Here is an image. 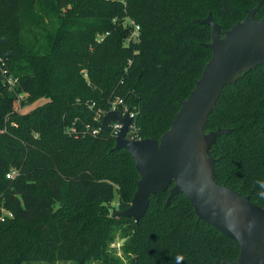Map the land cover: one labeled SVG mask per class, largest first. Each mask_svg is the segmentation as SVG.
Instances as JSON below:
<instances>
[{
	"label": "trees",
	"instance_id": "trees-1",
	"mask_svg": "<svg viewBox=\"0 0 264 264\" xmlns=\"http://www.w3.org/2000/svg\"><path fill=\"white\" fill-rule=\"evenodd\" d=\"M187 1L0 0V206L13 213L0 220V264L107 263L118 232L135 264L237 258V243L198 219L182 193L168 205L167 190L151 194L139 223L113 216L116 195L129 207L140 175L128 150L113 149L111 130L92 133L119 95L138 112L140 137L158 139L211 54L210 27L191 18L210 10L223 33L257 0ZM263 16L264 2L254 18ZM126 18L140 25L138 42L126 44ZM2 68L18 77L16 94L47 101L21 115ZM217 128L230 129L209 149L217 183L264 208V64L224 86L204 130Z\"/></svg>",
	"mask_w": 264,
	"mask_h": 264
},
{
	"label": "water",
	"instance_id": "water-1",
	"mask_svg": "<svg viewBox=\"0 0 264 264\" xmlns=\"http://www.w3.org/2000/svg\"><path fill=\"white\" fill-rule=\"evenodd\" d=\"M262 2L258 0L245 11L242 20L223 33L211 13L195 19L210 27V39L203 44L211 54L194 87L180 101L169 128L158 139H128L132 122L129 114L110 110L100 124L101 131L109 130L112 121L122 124L113 149L128 150L140 175L130 206L115 209L113 216L133 217L139 223L149 208L151 194L167 190L168 205L174 195L182 193L198 219L239 247L236 259H216L212 264H264V208L215 179L209 149L217 137L230 129L204 132L208 115L224 86L234 84L247 69L264 64V16L254 18Z\"/></svg>",
	"mask_w": 264,
	"mask_h": 264
},
{
	"label": "rangeland",
	"instance_id": "rangeland-1",
	"mask_svg": "<svg viewBox=\"0 0 264 264\" xmlns=\"http://www.w3.org/2000/svg\"><path fill=\"white\" fill-rule=\"evenodd\" d=\"M257 2H258V0L256 1V4H257ZM263 2H264V0H263ZM263 2H262V4H263ZM262 4H261V6H262ZM198 5H199L198 0H188L187 1V6L190 8L191 7L195 8ZM209 13H211L210 10L202 18H205ZM211 15H212V13H211ZM195 19H197V18H191V20L193 22H195ZM127 20H129V18H126L124 20V25L130 27ZM132 20H134V19H132ZM27 37H30V36L27 34ZM12 75L13 74H9L8 76L4 77L3 81L5 82V87L7 89L6 91L7 92H14L15 95H17L15 102H14V105H15L14 107L21 115H26V114L28 115L29 113H32L33 111L36 110L37 107L41 106L42 104H44L47 101L46 97L40 96L39 93H37V92H35V93L21 92V93L16 94L15 88H16L18 82L15 81V79L13 78L14 76H12ZM102 120H103V118L99 119L98 123L101 124ZM13 126H18L17 122H13ZM68 130H70V129H68ZM204 132L207 133L205 130H204ZM15 173L16 172H13L12 175H15ZM111 205H112V215H113V211L115 209H118V195H116V198L112 202ZM5 210H6V208L3 205H1L0 206V212H3ZM127 239L128 238L123 237L122 232H118L116 234L115 238L109 242L108 247H107V252L109 253V257H110L109 262L106 263V262H103V259H99V260L89 261L85 264H135V261H138V256L134 252H132V250H126L125 245H126V242L128 241ZM37 264H48V263L40 262ZM54 264H74V262L73 261H56Z\"/></svg>",
	"mask_w": 264,
	"mask_h": 264
},
{
	"label": "built area",
	"instance_id": "built-area-1",
	"mask_svg": "<svg viewBox=\"0 0 264 264\" xmlns=\"http://www.w3.org/2000/svg\"><path fill=\"white\" fill-rule=\"evenodd\" d=\"M127 22L129 23V26L131 27V33L128 36V38L126 39V44H129L131 42H138L140 40L141 37V27L138 23H136L134 20H132L131 18H129V20H127ZM85 76L87 77L88 74L87 72L84 70L83 71ZM2 73L6 76H8V70L2 68ZM13 76V75H12ZM15 79L16 82H18V77H13ZM90 107L93 108L95 107V103H91ZM117 111L119 113H121L122 115H126L129 114L130 117L132 118V122L129 126V131H128V135L127 138L131 139V140H136V139H141L139 133H138V127L136 126V118L138 115V112L136 110H134L133 106L129 105L124 98H122L119 95L113 96L110 99V108L108 110H101L99 109L94 120L97 122V125L93 128L92 133L94 135H96L97 133L100 132L101 128H100V123H98L99 119H102L104 117V115L110 111ZM122 127V124L119 122H111L110 123V129L112 134L115 136H117V134L119 133L120 129ZM12 175V173L8 174V177H10ZM8 217H13V213L12 211L6 209L5 211L0 213V220L1 221H5L6 218Z\"/></svg>",
	"mask_w": 264,
	"mask_h": 264
},
{
	"label": "clouds",
	"instance_id": "clouds-1",
	"mask_svg": "<svg viewBox=\"0 0 264 264\" xmlns=\"http://www.w3.org/2000/svg\"><path fill=\"white\" fill-rule=\"evenodd\" d=\"M257 184H258V187L261 189V191H259L257 195L260 196L261 198H264V181H258ZM182 259L183 257H177V264H179V262Z\"/></svg>",
	"mask_w": 264,
	"mask_h": 264
}]
</instances>
